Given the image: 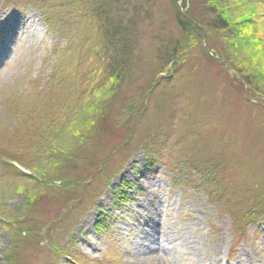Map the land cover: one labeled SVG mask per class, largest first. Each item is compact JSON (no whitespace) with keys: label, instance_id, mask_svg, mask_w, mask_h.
<instances>
[{"label":"rangeland","instance_id":"obj_1","mask_svg":"<svg viewBox=\"0 0 264 264\" xmlns=\"http://www.w3.org/2000/svg\"><path fill=\"white\" fill-rule=\"evenodd\" d=\"M149 1L153 18L140 28L151 81L160 45L155 41L180 36L176 12L191 16L203 32L211 19L199 0ZM220 1L226 30H210L205 39L196 30L187 34L191 55L179 73L183 96L174 103L167 95L161 104L160 98L148 101V122L139 119L140 130L163 122L172 126L162 160L151 161L140 145L143 134H133L130 113L111 120L90 141V125L71 119L98 100L85 98L88 89L81 82L66 87L55 82L63 64L73 65V70L64 67L66 73H75L90 38L81 26L74 31L75 20L68 16L55 20L69 8L63 4L55 11L48 0H0V23L28 17L34 23L28 24L30 37L16 33L0 63V264H138L130 256L133 250L141 251L136 254L142 255L141 264L150 257L151 264H197L188 259L183 242L192 235L198 238L192 250L206 257L215 253L216 264H264V0ZM71 34L77 38L68 45ZM66 48L74 58L65 56L60 64ZM90 66L80 62L81 81ZM239 73L255 76L257 89L253 83L246 88ZM71 94L82 102L58 111ZM80 133L88 140L85 151L77 162L66 163L58 179H44L15 161H39L37 167H44L42 159L62 145L68 148ZM44 141L55 152L38 154ZM192 158L211 169L210 175L205 170L206 179L185 168ZM259 200L263 207L251 210ZM143 220L156 231L154 251L134 246L133 232ZM168 224L178 228L175 236L168 233L170 244L160 238Z\"/></svg>","mask_w":264,"mask_h":264},{"label":"trees","instance_id":"obj_2","mask_svg":"<svg viewBox=\"0 0 264 264\" xmlns=\"http://www.w3.org/2000/svg\"><path fill=\"white\" fill-rule=\"evenodd\" d=\"M48 1H50V4L54 1L55 11L59 12V6L62 8L63 4L69 8L62 13L59 12L58 14L61 15L58 16L59 19L56 17L57 19L55 20L58 21L63 16H68L70 19L75 20L74 31L77 32L79 30L78 26L79 28L81 26L84 29V35L90 37L89 40H87V52L81 56L80 62L81 64H90L92 69L89 76L82 77V81L80 74L82 72H80L78 68L80 62L76 63L74 74L66 73V69H64V67H67V69L73 70V65L70 67V65H68L69 63H67L65 66L63 62L65 56L69 55L71 61L72 58H74L71 53L74 51L69 52L68 48H66L64 52L62 51L59 54L60 60L58 58V63L63 65L58 71H56V73H59L60 76L55 79V82L56 80L60 83L64 82L65 87L67 82L68 84L81 82L84 86H86V89H88L86 93L84 92L85 98H95L98 100V103L91 108L89 107L88 110L86 109V112L83 115H79L78 117L70 115L72 116L71 119L79 120V124L83 123V125H90L86 131V136H89L88 138L90 141L95 136H100L104 133V130L109 126L111 120L118 121L122 115L125 114L126 116V113H130L132 116L131 120L135 122L133 125L134 129L132 128L133 134H143L141 135L143 137H141L142 143H140V145L143 147L145 152H147L149 156L148 159L151 161L159 159L161 161L164 153L166 152V131L167 129L170 131L172 126H166L163 122L162 124L157 125L155 129H149L146 126L144 130H140L139 119L146 120L145 107L147 106L148 101L160 98L161 104V98H163L162 96L167 95V97H169L174 103L178 100V98L183 96L184 85H181L179 82V73L182 72L185 65L189 64L187 62L189 57L187 56L191 55L187 46L189 42L187 34H189L190 29L196 30L198 32V36L205 39L208 32L210 33V30H217L219 32L226 30L228 27V18L221 6L222 2L220 0H199L201 7L205 8L207 16L211 19V23L208 24V31L205 32H203L204 29L200 30L201 28L196 25L191 16H188L187 14L183 17L181 14L176 12L175 20L180 36L178 39L172 40L171 42L167 39H163V41H160V39L155 41V43H160V45L154 51L155 67L152 74H149V76L151 75L153 77L152 80L149 81L150 79L146 80L147 71H149V69H147V66L144 65V57L141 48L143 33L140 28V24H142L144 19L153 18L149 0ZM43 3H45V1H43ZM74 8L79 9V12L73 11L75 10ZM76 26L77 30H75ZM51 27L52 26H50V28ZM231 35L234 36L233 33H231ZM70 36H72V34ZM76 38V35L68 37L67 44L70 45V42L73 43ZM235 71L237 70L235 69ZM237 77L238 80L244 83L246 88H248L247 85L250 86V84L253 83L252 85L254 86V89H257V85L255 84V82H257V78L255 76L248 74V76L244 78L239 73ZM144 78L145 80L142 82ZM70 89L71 88L69 87L66 90ZM76 97L77 96L74 94L68 96L66 99L67 103L64 104L63 107H59L58 105L57 110L60 111L62 108L69 111L75 109L82 102L79 101L81 96L78 98ZM69 106L70 109H67ZM86 113L90 114L87 120H85L84 117ZM185 116L186 115H182V117ZM159 121H163L162 117L159 118ZM170 121L172 120L170 119ZM174 121L176 123L177 118ZM146 122L148 121L146 120ZM74 123L75 121L72 122V124ZM78 123H76V125ZM59 128L63 131V127L59 126ZM82 135H84V133H80V136L78 137H73L72 141L67 143L69 145L68 148H63L64 145L60 146L61 149L54 153L55 155L53 156H51L52 153H49L52 149L49 147L46 149V144L48 142L44 141L39 148H36L39 149L37 153L41 155L43 154V156L49 153L47 160L42 159L44 167H37V165L40 164L39 161H36L35 163L32 162L31 164L27 163L26 165L18 160L15 161L22 168L30 170L29 172H35L36 174L38 172V175L44 179H58L59 175L62 174V170L65 168L64 166L66 163L77 162L81 157L79 156V152L85 151L88 140L83 138ZM53 150L55 152V149ZM185 164L187 165L185 168L188 170L190 169L198 174L202 172L203 179H206L205 177H208L211 174V169H207L201 164H197L193 158L189 161V163ZM176 170H178V168H176ZM179 170L180 171H178V173L183 175L181 171H184V168L179 167ZM205 170L210 172L209 175ZM13 171L16 172L15 174L19 177L22 176L25 179H31L30 176L22 173L20 174L21 176L18 175L20 172L19 170ZM260 201L261 200L256 201V204L251 207V210L256 211L261 209L263 205ZM254 214L250 215L254 216ZM257 219L264 221L263 216H261L260 219Z\"/></svg>","mask_w":264,"mask_h":264},{"label":"bare ground","instance_id":"obj_3","mask_svg":"<svg viewBox=\"0 0 264 264\" xmlns=\"http://www.w3.org/2000/svg\"><path fill=\"white\" fill-rule=\"evenodd\" d=\"M26 20V21H25ZM24 21L22 20H19V21H15L11 24H9V26H7V24H3V23H0V63L3 61V59L6 57L7 58V48L9 47V44L11 43V41H14L16 39V33L18 35L19 33V36L21 35L22 37L23 36H27L30 37L31 34H33V30H31V27L29 25H31V22H32V17H28V19L26 18ZM29 24V25H28ZM34 23L32 22V25ZM14 44V43H13ZM149 223L147 222V220H143L141 221V223H139V227L135 228L134 232H133V237H137V240L134 241V246L136 248H138V246L141 248V249H145V250H150V251H154V246L153 243H154V240H156L158 242V239L156 237V231H154L153 229H151V227L148 225ZM146 227L148 230H145ZM127 228V226L125 227ZM164 232H163V235H160V238L163 240V243L164 242H167V243H171L170 241V237H168V233L175 236V233L177 232V227L175 226H172L171 224H168L167 226H164ZM152 230V231H151ZM140 236V237H139ZM185 236V235H184ZM192 235V237H189V236H185L184 238V241L183 242H186L185 243V247L188 246V251L187 252V256H188V259H196L197 260V264H216L217 263V258L215 253L213 255L209 254V256L206 257V255H203V252L201 253L200 251H193L192 248H191V244L192 242H194L193 240L196 239L198 240L197 237H194ZM170 241V242H169ZM180 239L179 240H176L174 242V244H180ZM134 253L131 254V258L135 261H137V263L141 264V259L140 257H142V255L138 254V251L136 250H133ZM191 251L193 253H191ZM141 253V251H140ZM153 257L149 258V259H146V260H143L144 264H151L152 263V260ZM172 260V259H171ZM189 260V261H191ZM219 261V259H218ZM170 262V261H169ZM219 264V263H218Z\"/></svg>","mask_w":264,"mask_h":264}]
</instances>
